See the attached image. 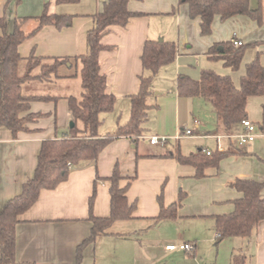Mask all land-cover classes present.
Here are the masks:
<instances>
[{
    "label": "crops",
    "instance_id": "obj_1",
    "mask_svg": "<svg viewBox=\"0 0 264 264\" xmlns=\"http://www.w3.org/2000/svg\"><path fill=\"white\" fill-rule=\"evenodd\" d=\"M107 1L0 0V18L6 20L7 33L13 31L15 19H30L22 27L29 36L18 47L21 58L31 54L44 59L70 58L58 68V78L38 81L56 86L62 93L39 94L58 100L31 103L29 113L41 116L27 124L28 131L12 136L0 128V210L32 177L41 143L67 132L72 117L66 98L74 97L69 83L78 80V85L80 81V67L74 58L87 52L86 35L93 26V15L102 12ZM257 5L258 0H250L251 8ZM127 9L134 14L128 24L111 27L101 40L107 48L99 53L100 72L106 77L107 92L115 96V104L113 111L101 116L98 132L103 138L128 122L130 96L138 91L139 77L147 74L141 63L144 43L161 38L176 44L177 55L152 81L144 134L137 140L115 139L99 154L95 166L85 163L72 168L56 189L40 192L15 226L16 264H76V248L88 238L92 226L88 221L89 197L95 187L92 213L97 218L108 217L110 183L106 179L116 164L125 178L121 187L127 185V178L134 177L126 198L136 208L132 219L112 225L114 235L101 236L83 250L81 264H231L234 253L242 254L245 264H264V218L248 240H219L214 231V217L230 213L233 201L240 196L234 189L236 179L264 182V133L258 130L261 136L254 142L237 147L226 136L241 133L240 124L227 132L217 123L208 102L179 96L176 90L179 75L198 79L201 70H215L238 86L246 63L258 58L264 67V24L246 16L226 21L215 16L210 35L201 36L199 19H191L188 5L179 0H130ZM45 10L51 15L71 16V24L62 29L47 25L32 34L36 26L32 19ZM233 39L247 47L235 76L216 69L214 63L221 60L207 56L213 45ZM32 81L37 80L22 84L24 95H31L24 87ZM263 105L264 96L248 98L247 120L254 125L260 122ZM186 128L193 129L192 136L170 139L164 145L149 142L153 136L173 138ZM218 144L229 154L216 167L206 169L202 178H195L194 168L174 157L176 153L188 156L206 149L212 153ZM97 176L101 180L95 183ZM180 192L185 197L177 218L153 225L160 210L158 197L164 207H169ZM181 222L183 228L179 229ZM184 243L193 245L191 253L165 249Z\"/></svg>",
    "mask_w": 264,
    "mask_h": 264
},
{
    "label": "trees",
    "instance_id": "obj_2",
    "mask_svg": "<svg viewBox=\"0 0 264 264\" xmlns=\"http://www.w3.org/2000/svg\"><path fill=\"white\" fill-rule=\"evenodd\" d=\"M76 0H58V2H75ZM130 0H108L102 12L93 15V26L87 32V52L75 57L80 67L79 76L81 93L79 99L67 97L68 110L73 127L56 139L41 143L36 167L22 186L21 192L8 200L0 210V264H16L15 261V226L19 216L25 213L38 199L41 191L54 190L65 182L72 168L85 163L96 165L99 154L115 139L128 138L137 140L144 134V124L148 119L151 106L147 98L152 93V81L165 66L173 63L177 55L174 42L147 40L144 43L141 63L146 75L139 77L137 93L130 96V117L126 124L119 125L116 131L106 137L99 136L103 114L113 111L115 96L107 92L106 77L100 72L99 53L107 47L101 44L102 38L113 26L125 27L134 16L127 9ZM188 5L189 17L199 19L201 36L211 33L213 18L218 16L226 21L235 16H246L258 25L264 24V0H258L256 8L250 7V0H179ZM71 16L51 15L45 11L32 20L36 26L32 34L44 26L50 25L62 29L71 24ZM30 19H15L11 33L6 32V20L0 18V128L10 131L12 136L28 131L27 124L39 118L40 114L29 113L33 102H56L57 97L48 95H24L22 84L37 80L48 82L58 78V68L70 62V58H40L31 54L26 59L18 53L19 45L29 36L22 30ZM246 46L235 47L232 41L213 45L207 52L212 60H221L223 65L232 71L239 69ZM24 61V67L20 65ZM37 71V72H35ZM179 96L201 98L208 102L213 110L217 123L227 132L247 120L246 104L250 97L264 96V67L258 58L246 63L244 74L239 85L235 86L229 76L203 69L198 79L179 75L176 80ZM264 133V105L261 120L255 124ZM228 152L213 151L209 156L198 151L188 156L179 153L174 155L177 162L189 164L194 170L195 178L205 176V170L214 168ZM125 178L118 164L113 168L109 181L110 213L108 217L97 218L92 213L95 200V187L88 200V221L91 230L76 248V264H81L83 250L92 245L101 236L114 235L110 232L115 222L132 219L136 208L129 203L126 191L134 177L127 178V185L120 186ZM101 180L98 176L95 183ZM234 189L240 194L233 201V210L228 214L214 217V231L219 240L240 238L248 240L259 222L264 218V182L252 179H236ZM184 194L180 192L176 201L164 207L161 196L158 197L159 214L153 219V225L165 220L176 219L182 205ZM191 253V252H189ZM231 264H245L242 254L234 253Z\"/></svg>",
    "mask_w": 264,
    "mask_h": 264
},
{
    "label": "built area",
    "instance_id": "obj_3",
    "mask_svg": "<svg viewBox=\"0 0 264 264\" xmlns=\"http://www.w3.org/2000/svg\"><path fill=\"white\" fill-rule=\"evenodd\" d=\"M232 44L235 46V47H239V46H242V42L239 41V40H236V39H233L232 40ZM196 123V122H195ZM240 126L242 127V132L239 133V134H229L226 136V138H228L229 140H232L234 141V143L236 144L237 147H244L252 142L255 141V139L258 137V136H261V134L259 133L257 127L252 123L250 122L249 120H242L240 122ZM193 129H184L182 130L181 132H179V134H177V136L173 137V138H169V137H166V136H161V137H156V136H153L149 139V142L150 144L154 145V144H161V145H164L166 144L170 139H173V140H179L180 138H183V137H190L193 135ZM217 139L219 140L220 137H217ZM217 151L218 152H222L223 149L222 147L218 144L217 145ZM202 152L209 156L211 154V152L209 150H202ZM166 250H175V249H179L183 252H192L194 247L192 244H189V243H184V244H180V245H167Z\"/></svg>",
    "mask_w": 264,
    "mask_h": 264
},
{
    "label": "rangeland",
    "instance_id": "obj_4",
    "mask_svg": "<svg viewBox=\"0 0 264 264\" xmlns=\"http://www.w3.org/2000/svg\"><path fill=\"white\" fill-rule=\"evenodd\" d=\"M214 64L213 65H214V67L216 69L221 70V71H225L226 73H230L231 72L232 74H234V76L239 73V69L236 70V71H232L229 68L224 67L223 63L221 61H217ZM23 67H24V61H22L21 65H20V70H22ZM212 71L216 72L215 70H212ZM217 74H219V73L217 72ZM219 75H223V74H219ZM77 82H78V80H76V82L74 80L72 83H69V86H70L69 90L72 91V93H73L75 98L79 99V97H80L79 93L81 92V83L79 81V83L77 85ZM24 88H25L24 90H26L27 92L30 91L31 95H33V94L34 95H36V94L39 95V94H42V93H48L50 91H52L51 93H54V94H57V95H60V93H62V92L59 91L58 87L53 86V85L51 86L48 83H45V84L44 83H40L38 81L29 82V83H27V85H25ZM26 91H24V92H26ZM65 92H66V90H65ZM183 224L184 223L181 222L180 225H178L179 229L183 228ZM175 245H177V244H175Z\"/></svg>",
    "mask_w": 264,
    "mask_h": 264
},
{
    "label": "water",
    "instance_id": "obj_5",
    "mask_svg": "<svg viewBox=\"0 0 264 264\" xmlns=\"http://www.w3.org/2000/svg\"><path fill=\"white\" fill-rule=\"evenodd\" d=\"M158 41L161 42L162 39L160 38V39H158ZM69 127H70V128L73 127V122H70Z\"/></svg>",
    "mask_w": 264,
    "mask_h": 264
}]
</instances>
